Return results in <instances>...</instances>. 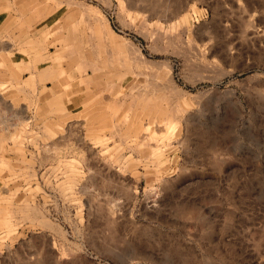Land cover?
<instances>
[{
    "label": "rangeland",
    "instance_id": "374dc122",
    "mask_svg": "<svg viewBox=\"0 0 264 264\" xmlns=\"http://www.w3.org/2000/svg\"><path fill=\"white\" fill-rule=\"evenodd\" d=\"M44 7L0 30V264H264V0Z\"/></svg>",
    "mask_w": 264,
    "mask_h": 264
},
{
    "label": "crops",
    "instance_id": "0c3cea01",
    "mask_svg": "<svg viewBox=\"0 0 264 264\" xmlns=\"http://www.w3.org/2000/svg\"><path fill=\"white\" fill-rule=\"evenodd\" d=\"M47 1L48 0H0V30L4 27L7 20L15 19L16 16L18 17V15L20 13H23V12H28V14L26 16L31 15L30 18H33L34 21L37 20V23H35L36 22L35 21L34 22L35 24H33V25H36L37 27L41 26L42 24L44 25V23L46 21L47 22L50 21L53 18V16L56 15V13L58 12L56 10L54 12L48 13V11H47L48 9H45V7H44V5ZM46 11H47V13H46ZM49 63H51V61H49ZM17 64H19V63H17ZM27 69H29V67L21 68L20 72L23 74H26ZM89 71H92V69L90 70V69L85 68L83 70V75H82L83 77L82 78L85 81L91 83V85L88 83V87L86 88L88 92H91V90L92 91L95 90L94 87L98 83L94 81L96 79L93 75H89V73H88ZM67 82H69V81H67ZM52 83L61 84V82L57 81V80H53ZM96 87L100 88V86H98V85ZM77 88H75V90H74V92H75V94H74L75 97L73 98L74 101L73 102L71 101L69 104L79 107L80 105L78 104V99H79V97H83L84 93L83 94L81 93V96H80V93H79L80 90ZM90 98L91 97H89V96H88V98H84V101L82 103H84L86 105L87 102H89V100H91Z\"/></svg>",
    "mask_w": 264,
    "mask_h": 264
},
{
    "label": "bare ground",
    "instance_id": "6f19581e",
    "mask_svg": "<svg viewBox=\"0 0 264 264\" xmlns=\"http://www.w3.org/2000/svg\"><path fill=\"white\" fill-rule=\"evenodd\" d=\"M183 2H184V1H183ZM178 3H179V2H178ZM178 3L176 4V2H175V3H174V5H175V4H176V5H175L174 7L172 6L173 4H172V5H170L171 7H173V9H172V10H173V11H172V12H173V14H174V13H176V12H177V10H178ZM179 4H180V3H179ZM181 5H182L181 7H183V4H181ZM183 8H184V7H183Z\"/></svg>",
    "mask_w": 264,
    "mask_h": 264
}]
</instances>
